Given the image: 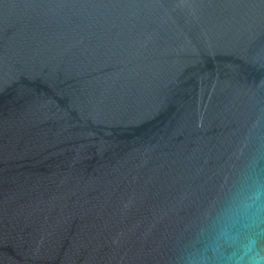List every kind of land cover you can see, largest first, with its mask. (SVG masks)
<instances>
[{
	"label": "water",
	"instance_id": "1",
	"mask_svg": "<svg viewBox=\"0 0 264 264\" xmlns=\"http://www.w3.org/2000/svg\"><path fill=\"white\" fill-rule=\"evenodd\" d=\"M0 264H264V0H0Z\"/></svg>",
	"mask_w": 264,
	"mask_h": 264
}]
</instances>
